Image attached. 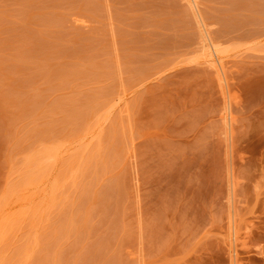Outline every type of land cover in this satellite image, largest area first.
Segmentation results:
<instances>
[{"label": "rangeland", "instance_id": "obj_1", "mask_svg": "<svg viewBox=\"0 0 264 264\" xmlns=\"http://www.w3.org/2000/svg\"><path fill=\"white\" fill-rule=\"evenodd\" d=\"M195 1L0 0V264H264V0Z\"/></svg>", "mask_w": 264, "mask_h": 264}, {"label": "bare ground", "instance_id": "obj_2", "mask_svg": "<svg viewBox=\"0 0 264 264\" xmlns=\"http://www.w3.org/2000/svg\"><path fill=\"white\" fill-rule=\"evenodd\" d=\"M187 2L189 3L188 5V7H190L191 9H193L192 7H191V5H195V4H197L196 3V1L195 0H187ZM198 8V7H197ZM195 9V8H194ZM196 13V12H195ZM193 14V13H192ZM194 15V14H193ZM197 15V14H196ZM202 29V28H201ZM203 30V29H202ZM203 38V37H202ZM204 38H205V36H204ZM211 38V37H210ZM205 40H207V38L205 39ZM212 40V39H211ZM217 44V43H216ZM201 46H203V48H202V50H203V52L204 53H202L201 55H203V57H204V59H203V61L205 62V63H207L208 65H209V67H211L217 74H222L224 71H225V69H224V62H226V60L224 61V56L222 55V50L220 49V48H218L214 43H212L210 40L209 41H207V42H204V44L202 43V45ZM200 52H201V50H200ZM223 69H224V71H223ZM223 71V72H222ZM215 73V74H216ZM217 76L219 79H221L220 78V76ZM224 75H225V73H224ZM221 77H222V75H221ZM225 78H226V76H225ZM221 82L223 83V80L222 81H220V84H221ZM221 85H223V84H221ZM223 87V86H222ZM223 89V88H222ZM223 90H225V88L223 89ZM225 94V93H224ZM227 95V94H226ZM224 97H225V95H224ZM226 99V98H225ZM231 101V100H230ZM226 104H228V103H226ZM224 108H228V107H224ZM232 112V111H231ZM231 112L229 111V109H224V113H222L223 114V119L222 120H224V123L226 124V125H229L230 124V122L233 120L232 119V116H231ZM233 122V121H232ZM226 125H223V126H226ZM225 128V127H224ZM229 128V127H228ZM228 128H226L227 129V131H228ZM226 132V131H225ZM230 132V131H229ZM233 134V133H232ZM231 134V135H232ZM227 137H228V135H227ZM226 137V138H227ZM232 138V137H231ZM230 140V139H229ZM32 180V179H31ZM30 180V181H31ZM233 182V181H232ZM231 191V190H230ZM229 194H230V192H229ZM231 197H233L234 198V196H232V195H230ZM229 196V197H230ZM231 199V198H230ZM229 200V199H228ZM234 200V199H233ZM232 201V200H231ZM230 202V201H229ZM231 204V203H230ZM235 204V203H234ZM235 209V208H234ZM234 211V210H233ZM235 212V211H234ZM235 215H237V213L235 214ZM7 216H8V214H7ZM232 217V216H231ZM230 217V218H231ZM234 217V216H233ZM236 217V216H235ZM229 220V219H228ZM231 220H232V218H231ZM230 221V220H229ZM235 222V221H234ZM230 223V222H229ZM237 223V222H236ZM236 226V225H235ZM230 227V228H229ZM229 229H227L228 231H229V234H230V236H231V238L229 239L228 238V236H227V238L229 239V242L231 243V244H229V245H231V252H232V258H233V254L236 252V241H237V239L239 240V238L237 237V234H236V232H235V230H236V228L233 230V228H234V224H233V221H231V224H229ZM226 230V231H227ZM227 234V233H226ZM229 236V237H230ZM231 256V255H230ZM235 258V257H234ZM237 259V258H236ZM238 260V259H237ZM233 262V261H232ZM235 263V262H234Z\"/></svg>", "mask_w": 264, "mask_h": 264}]
</instances>
